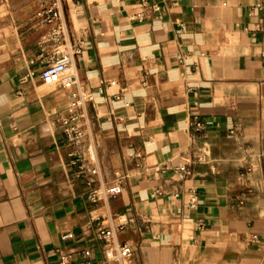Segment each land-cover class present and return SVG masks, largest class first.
<instances>
[{"label": "crops", "instance_id": "0c3cea01", "mask_svg": "<svg viewBox=\"0 0 264 264\" xmlns=\"http://www.w3.org/2000/svg\"><path fill=\"white\" fill-rule=\"evenodd\" d=\"M46 1L0 0V264H264V0H70L101 177L126 176L100 202L58 121L72 90L42 76ZM122 213L118 261L98 229Z\"/></svg>", "mask_w": 264, "mask_h": 264}, {"label": "built area", "instance_id": "2783aa9c", "mask_svg": "<svg viewBox=\"0 0 264 264\" xmlns=\"http://www.w3.org/2000/svg\"><path fill=\"white\" fill-rule=\"evenodd\" d=\"M76 1L78 4L82 2V0ZM69 2L70 0H49L44 2L39 11L42 22L48 26L40 39V45L45 49L42 55H48L49 58L42 70V76L46 80L57 82L72 90L70 105L59 114L58 121L68 141L72 144L70 164L76 168V177L85 179L89 198L100 202L122 193L126 176L119 175L113 181L101 177L97 146L90 130L91 115L88 104L93 99V94L89 90L75 87L79 82V77L74 63L83 47L82 44L75 43L72 38L66 12ZM140 4L142 8L136 14L140 20L149 18L152 12L162 7L159 2L153 0H140ZM195 124L199 130L204 126L201 119L196 120ZM208 155L209 151L205 144L195 143L184 163L176 167V171L186 177L193 172L196 163L207 161ZM189 191L192 194V205L196 206L198 191L195 187H191ZM162 192L163 190L158 188L155 194ZM116 218L119 221L109 226L100 225L98 233L105 240L107 258L123 261L131 258L135 250L132 243L117 240L118 229L124 228L128 219L124 213L117 214ZM85 254L91 255V250H86ZM61 264H72L71 255L62 254Z\"/></svg>", "mask_w": 264, "mask_h": 264}]
</instances>
